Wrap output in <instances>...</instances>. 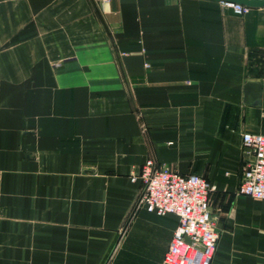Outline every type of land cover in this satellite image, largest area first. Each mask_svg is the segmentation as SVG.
Wrapping results in <instances>:
<instances>
[{
    "label": "crops",
    "instance_id": "1",
    "mask_svg": "<svg viewBox=\"0 0 264 264\" xmlns=\"http://www.w3.org/2000/svg\"><path fill=\"white\" fill-rule=\"evenodd\" d=\"M246 132L264 136V7L0 0V264H163L178 219L136 207L147 159L213 186L211 264H264Z\"/></svg>",
    "mask_w": 264,
    "mask_h": 264
},
{
    "label": "built area",
    "instance_id": "2",
    "mask_svg": "<svg viewBox=\"0 0 264 264\" xmlns=\"http://www.w3.org/2000/svg\"><path fill=\"white\" fill-rule=\"evenodd\" d=\"M221 3L240 15L250 10L236 3ZM241 146L245 160L237 193L264 200V136L243 133ZM130 180L141 184L137 208L159 216L172 214L178 219L163 264H211L219 239L210 210L213 186L197 174L183 176L159 169L150 159Z\"/></svg>",
    "mask_w": 264,
    "mask_h": 264
},
{
    "label": "water",
    "instance_id": "3",
    "mask_svg": "<svg viewBox=\"0 0 264 264\" xmlns=\"http://www.w3.org/2000/svg\"><path fill=\"white\" fill-rule=\"evenodd\" d=\"M211 1H223V2H231L239 5H243L247 8H263L264 0H211ZM246 101H251L258 96L259 86L256 84L248 83L246 84Z\"/></svg>",
    "mask_w": 264,
    "mask_h": 264
}]
</instances>
